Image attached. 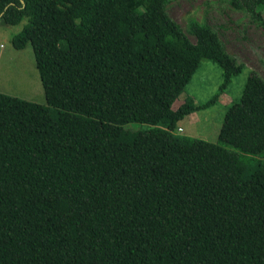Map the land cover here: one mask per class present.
Returning <instances> with one entry per match:
<instances>
[{
    "label": "trees",
    "instance_id": "16d2710c",
    "mask_svg": "<svg viewBox=\"0 0 264 264\" xmlns=\"http://www.w3.org/2000/svg\"><path fill=\"white\" fill-rule=\"evenodd\" d=\"M229 2L264 26V0ZM167 3L0 0V21L27 18L11 45H31L47 103L0 92V264H264V78L216 142L176 134L244 65ZM201 59L219 91L173 108Z\"/></svg>",
    "mask_w": 264,
    "mask_h": 264
},
{
    "label": "rangeland",
    "instance_id": "374dc122",
    "mask_svg": "<svg viewBox=\"0 0 264 264\" xmlns=\"http://www.w3.org/2000/svg\"><path fill=\"white\" fill-rule=\"evenodd\" d=\"M166 12L191 42H194V37L188 32L189 20L194 19L209 25L217 33L226 51L244 65L243 70L233 76L225 91L219 94L216 103L191 112L185 122L177 123L174 130L179 136L216 142L219 135L217 127L223 124L229 106L241 99L248 77L254 71L264 78V26L246 12L236 10L229 0H168ZM260 14L264 20V8H261ZM26 22L27 18L14 25L0 21V92L47 104L31 45L27 44L22 49L11 45L12 36L18 33ZM222 81L221 66L213 61L201 59L175 102L184 100L186 95L196 104L205 102L219 91ZM154 126L156 125L140 122L125 125L130 130ZM158 126L163 127V124ZM178 126L182 127L181 132H178ZM224 146L229 150L238 151L230 145ZM254 158L261 159L259 155Z\"/></svg>",
    "mask_w": 264,
    "mask_h": 264
},
{
    "label": "crops",
    "instance_id": "0c3cea01",
    "mask_svg": "<svg viewBox=\"0 0 264 264\" xmlns=\"http://www.w3.org/2000/svg\"><path fill=\"white\" fill-rule=\"evenodd\" d=\"M183 101H184V100H181V101H179V102H174V104H173V108L178 107L179 104H181ZM189 114H190V113H189ZM189 114H188V115H189ZM188 115H185V116L183 117V119H181V120H179V121H183V122H185L186 117H187ZM194 118H195V117H194ZM179 121H178V122H179ZM178 122H177V123H178ZM176 126H177V125H176ZM221 126H222V124H220V126L217 127V129H219L217 133H219V131H220V129H221ZM179 127H181V126H178L177 129H178ZM181 131H182V127H181ZM181 131H178V132H181ZM203 139H204V138H203Z\"/></svg>",
    "mask_w": 264,
    "mask_h": 264
},
{
    "label": "built area",
    "instance_id": "2783aa9c",
    "mask_svg": "<svg viewBox=\"0 0 264 264\" xmlns=\"http://www.w3.org/2000/svg\"><path fill=\"white\" fill-rule=\"evenodd\" d=\"M177 130H178V131H181V127H179Z\"/></svg>",
    "mask_w": 264,
    "mask_h": 264
}]
</instances>
